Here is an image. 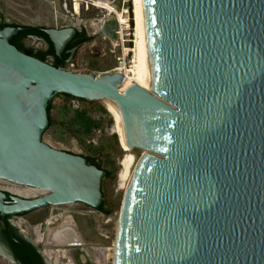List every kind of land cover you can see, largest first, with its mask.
<instances>
[{
	"label": "water",
	"instance_id": "95a60500",
	"mask_svg": "<svg viewBox=\"0 0 264 264\" xmlns=\"http://www.w3.org/2000/svg\"><path fill=\"white\" fill-rule=\"evenodd\" d=\"M143 6L146 90L56 68L10 44L24 27L0 31V180L46 193L0 192V217L101 208L106 172L43 136L56 96L110 100L123 148L143 152L113 264H264V0ZM77 33L44 29L58 58Z\"/></svg>",
	"mask_w": 264,
	"mask_h": 264
},
{
	"label": "rangeland",
	"instance_id": "374dc122",
	"mask_svg": "<svg viewBox=\"0 0 264 264\" xmlns=\"http://www.w3.org/2000/svg\"><path fill=\"white\" fill-rule=\"evenodd\" d=\"M78 1L81 9L76 14L74 11L75 0H0V25L6 23L44 29L76 28L88 38H92V41L73 50L67 63V69L98 77L115 72H128L135 65L133 0ZM112 5H115L119 10H113ZM120 12L127 19L126 23L119 22ZM24 44L28 49L35 51L46 49V45L40 40L27 39ZM119 68L126 69L118 70ZM66 104L71 106L72 110L85 111L87 116L99 123L100 128L87 139L86 145H92L97 149L103 147L104 151L97 157V163L108 166L112 170L115 169L114 177L105 179L102 186L105 209L110 211V214L102 215L83 204L50 207L43 211L48 215V222L42 234L45 238L52 228L65 219L71 218L72 223L75 220L80 224L88 239L89 245L84 251L87 255H91L89 264H93V262L94 264H113L116 231L124 197L143 152L140 150L131 151L135 162L132 164L129 179L122 181L120 178L121 163L126 152L119 143V137L118 140L114 137L116 134L114 120L105 102H88L78 99L67 101L64 95H58L52 101L53 110L50 117L54 126L43 136L45 144L82 157L90 155L88 149L82 146L63 126L58 128L57 124L65 119L59 113V109ZM102 108L107 113L102 112ZM3 186L0 184V187ZM7 186L5 185L3 188H8ZM9 187L28 199L46 195L44 192L26 187ZM35 215L36 213L32 214V218ZM25 218H30V216H26L22 220ZM47 250L53 253L54 264H78V257L72 250L64 248H49ZM81 257H83L82 254ZM85 261L84 259L82 264H86Z\"/></svg>",
	"mask_w": 264,
	"mask_h": 264
},
{
	"label": "flooded vegetation",
	"instance_id": "af4514ba",
	"mask_svg": "<svg viewBox=\"0 0 264 264\" xmlns=\"http://www.w3.org/2000/svg\"><path fill=\"white\" fill-rule=\"evenodd\" d=\"M80 33L82 32L78 31L77 35L74 37L72 42L67 46V48L70 47V49L67 50L66 48L67 51L65 50L64 52L69 55L68 60L66 61V67L73 50L85 44H79L81 37H78V35ZM83 37L87 36L84 35ZM27 39H35L44 42V44L46 45V49L41 52H48L50 44L45 39L34 37H28ZM27 39H24L23 42H25ZM29 50L30 49L25 51V53L30 54ZM36 52L38 53L40 51H35L34 55H37ZM39 60H44L46 63L52 66H57L59 64L58 61L51 56H48L45 59L40 57ZM0 184H3L4 186L8 185V188H3L4 186L0 187V192L7 195L8 201H10L11 197L28 199L27 197L17 194L16 191L9 187L16 185L10 184L2 180H0ZM44 210L20 216H8L3 218L0 217V264H54V258L52 257L53 253L47 250L49 248H64L67 250H72L78 257V264L83 263L81 254L85 257L86 264L91 263V255H87V253L84 251L85 248L89 245L87 242L88 239L84 231L82 230L80 224L77 223L75 220L73 221V227L75 229L76 236L79 240L78 243H76L75 245L73 244L69 246L59 247H47L45 245V238L44 234L42 233H44L45 231V225H47L48 222V215L43 212ZM103 210H106L105 207ZM95 211L99 212L102 215H105L101 211V209ZM35 213V217L32 218V214ZM26 216H30V218H25L22 220V218Z\"/></svg>",
	"mask_w": 264,
	"mask_h": 264
},
{
	"label": "bare ground",
	"instance_id": "6f19581e",
	"mask_svg": "<svg viewBox=\"0 0 264 264\" xmlns=\"http://www.w3.org/2000/svg\"><path fill=\"white\" fill-rule=\"evenodd\" d=\"M80 7H81L80 2L78 0H75L74 11L76 14L79 13ZM111 8L113 10L115 9L119 10L115 5H112ZM133 15H134V23H135V27H134L135 28L134 29L135 30V65L128 72L126 73L121 72V74H123L124 76V82L121 87L122 92H124L128 87L132 86L133 83L142 87L145 90L147 88V52H146V33H145L143 0H133ZM118 20L122 24L126 23L127 21V19H125L124 15H122L121 12H120V16ZM122 69H126V68H119L118 70H122ZM103 102H105V104L107 105L109 109V112L112 114V117L114 120V131L119 137L118 115H117L116 107L114 103L111 102L110 100H104ZM119 143L122 149L125 150L120 142V139H119ZM125 152H126L125 158L123 159L121 163L122 170L120 173V178L122 181H126L127 179H129V176L131 174L132 164L135 162V157L131 153V150L130 149L127 151L125 150ZM133 174H132V177H133ZM131 179H130V182H131ZM130 182H129V185H130ZM129 185H128V188H129ZM128 188H127V191H128ZM127 191H126V194H127ZM73 226L74 225L72 223L71 218H67L64 221L60 222L56 227L52 228L49 231V233L46 235L45 245L47 247H59V246H64V245L69 246L70 243L72 244L78 243L79 240L76 236L75 229ZM68 243L69 245H67Z\"/></svg>",
	"mask_w": 264,
	"mask_h": 264
},
{
	"label": "trees",
	"instance_id": "16d2710c",
	"mask_svg": "<svg viewBox=\"0 0 264 264\" xmlns=\"http://www.w3.org/2000/svg\"><path fill=\"white\" fill-rule=\"evenodd\" d=\"M7 27L18 28L20 26L15 25V24L2 23L0 25V30H3L4 28H7ZM21 27H24L25 30L20 32L17 36H15L10 41L11 45L16 47L20 52L25 53V51H27L28 48L25 46L23 42L24 39H27L28 37L43 38L46 41H48L50 44V48L48 52L42 53L40 51L38 53L36 52L37 55H34L35 50L30 49L29 50L30 55L38 60L40 59V57L44 59L48 56L54 57L59 63L57 66H54V67L60 68V69L66 68V61L68 60L69 55L64 53L62 58L56 57L53 45L50 43L48 37L44 34V28L28 27V26H21ZM84 35L85 34L83 33H80L78 35V37H81L79 44L89 43L92 41V38L83 37ZM68 49H70V47H68L67 50ZM40 61L45 62L44 60H40ZM65 97L67 98V101L74 100V98H71L69 96H65ZM52 110H53V105L52 103H50L48 106L49 117H50ZM101 111L104 113H107V111L103 108L101 109ZM59 113L62 114L65 117V119L61 120L57 124L58 128H61L63 126L64 129L67 130L69 133H71L72 136L75 137L82 146L88 149V151L90 152V155L87 157H84L87 160L88 165L96 166L98 169L105 171L106 179L113 178L115 174V169L112 170L108 166L97 163V157L103 153L104 148L101 147L100 149H97V148H94L92 145H88V146L86 145L87 139H89L93 135L95 130H98L100 128L99 123L92 120L89 116H87V113L85 111L72 110L71 106H68V104L60 108ZM53 126H54V123L52 122L51 117H50V124H49V128L47 131L53 128ZM114 137L115 139L118 140V136L116 134L114 135ZM104 207H105V203H103V205L101 206L100 208L101 211L105 215H109L110 211L103 210Z\"/></svg>",
	"mask_w": 264,
	"mask_h": 264
},
{
	"label": "crops",
	"instance_id": "0c3cea01",
	"mask_svg": "<svg viewBox=\"0 0 264 264\" xmlns=\"http://www.w3.org/2000/svg\"><path fill=\"white\" fill-rule=\"evenodd\" d=\"M80 9H81V7H80Z\"/></svg>",
	"mask_w": 264,
	"mask_h": 264
},
{
	"label": "built area",
	"instance_id": "2783aa9c",
	"mask_svg": "<svg viewBox=\"0 0 264 264\" xmlns=\"http://www.w3.org/2000/svg\"><path fill=\"white\" fill-rule=\"evenodd\" d=\"M121 73V72H120Z\"/></svg>",
	"mask_w": 264,
	"mask_h": 264
}]
</instances>
